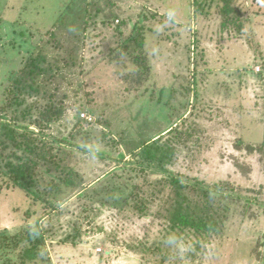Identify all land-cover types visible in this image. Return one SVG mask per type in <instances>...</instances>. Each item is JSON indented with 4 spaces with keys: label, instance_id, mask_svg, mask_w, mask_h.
I'll use <instances>...</instances> for the list:
<instances>
[{
    "label": "rangeland",
    "instance_id": "obj_1",
    "mask_svg": "<svg viewBox=\"0 0 264 264\" xmlns=\"http://www.w3.org/2000/svg\"><path fill=\"white\" fill-rule=\"evenodd\" d=\"M70 1L0 0V116L12 73L30 54H45L49 64L62 60L55 69L64 67L76 33L71 20H58ZM77 1V7L87 2L95 16L80 50L85 72L82 78H56L68 109L46 134L71 139L70 133L81 130L75 129L76 115L85 107L80 117L88 121L82 127L92 136L84 147L94 153L74 151L71 162L85 175L83 184L45 197L46 204L0 186V233L18 234L41 215L45 245L36 264H156L114 245L108 233L124 225L126 233L143 236L154 221L149 238L160 236L162 220L155 211L166 199L156 198L161 194L153 184L170 175L141 169L130 153L178 126L195 134L178 140L170 172L214 193L220 223L194 262L186 257L195 245L183 247L180 256L186 264H264V0H239L242 32L222 26L221 8L211 0H199L203 9L197 0ZM142 26L151 67L144 84L136 81L133 58L121 47ZM15 29L26 30L31 43L20 47ZM75 140L82 142V135ZM140 188L154 199L153 213L125 223L121 210ZM82 191L90 196L79 200ZM17 254L0 251V264H21Z\"/></svg>",
    "mask_w": 264,
    "mask_h": 264
},
{
    "label": "trees",
    "instance_id": "obj_2",
    "mask_svg": "<svg viewBox=\"0 0 264 264\" xmlns=\"http://www.w3.org/2000/svg\"><path fill=\"white\" fill-rule=\"evenodd\" d=\"M211 1L217 2L221 8L224 16L222 26L233 25L238 32H242L244 25L241 23L242 11L238 5L239 0ZM195 5L201 9L204 8L199 0L195 2ZM77 6L78 1L71 0L58 20L62 25L71 20V29L76 33L72 47L67 51L71 53L70 57L62 58L64 67L60 70L55 69V66L62 63V60L49 64L45 54H30L22 67L12 73L11 84L6 90V101L1 111L3 113L0 116V186L6 189L13 187L24 192L34 204H46L45 197H57L68 189L79 188L84 182L85 175L78 170L77 166L72 165L74 151L85 154L94 153L93 149L84 147L87 146V141H91L92 136L91 129L83 130L82 127V123L88 121L80 117L85 107L79 109L76 115L75 129L81 128V130L70 133L72 140L59 141L52 135L46 134V130H49L53 124L63 120L68 109L66 107L68 97L67 95L60 96V89L54 84L57 82L56 78H66L67 74L82 78L85 72V56L80 53V50H82V42L88 39L85 34L86 26L90 25L95 16L89 11L87 2L82 7ZM105 24L113 25L109 21ZM122 26H125L124 23ZM122 26H119V31L122 30ZM133 30L134 33L129 34L122 41L121 47L124 50L121 51L133 58L137 69L135 79L138 83L143 82L144 84L151 74V67L145 54L147 33L143 26ZM14 31L20 47L25 43H31L32 36L28 35L26 30L15 29ZM117 52L119 51L116 50V56L119 57L120 52ZM65 69H67L66 72ZM80 82H83L82 79ZM31 98L32 100L36 98V100L29 104L28 100ZM193 134L195 131L189 132L177 126L164 136L143 142L141 146H137L135 152L130 153L132 157L138 159L136 165L141 169H150L159 174L170 175L153 184L161 194H157L156 198L166 199L155 211V217L162 220V231L157 239L152 241L149 238L154 221L144 228L147 231L143 236L137 233L133 235L126 233L124 225L108 233L109 240L114 245L126 249L130 255L141 256L144 260L155 261L156 264H186L185 262L188 261L180 256L184 252L182 248L195 245V249L189 251L186 257L194 262L199 252L204 250L205 242L208 239L210 241L217 230L220 223L214 193L199 184L184 182L181 178L174 176L169 169L175 164L179 154V142L188 140ZM80 135L83 141L76 142L75 139ZM103 135H105L104 132ZM63 142L70 145L72 150L66 152L63 149ZM9 150H12V153L5 156L4 151ZM105 177L100 178L98 182ZM47 178L49 181L45 183ZM142 191L141 188L133 191L127 198L128 208L121 210L122 220L125 223L134 218L145 221L152 215L151 206L155 204V201L148 199ZM86 192L80 193L79 200L87 195L90 196V193L86 195ZM168 192L171 194L167 195ZM48 206L51 205L48 204ZM54 210L57 209L54 208ZM35 213L38 214L37 211ZM42 220L43 216L40 215L35 224L18 234L0 233V251H5L6 254L18 253V260L21 264H36L42 257L45 245V239L41 233ZM192 237L197 238L190 244L189 240Z\"/></svg>",
    "mask_w": 264,
    "mask_h": 264
},
{
    "label": "built area",
    "instance_id": "obj_3",
    "mask_svg": "<svg viewBox=\"0 0 264 264\" xmlns=\"http://www.w3.org/2000/svg\"><path fill=\"white\" fill-rule=\"evenodd\" d=\"M85 117V115H83ZM89 121H92V118H89Z\"/></svg>",
    "mask_w": 264,
    "mask_h": 264
}]
</instances>
